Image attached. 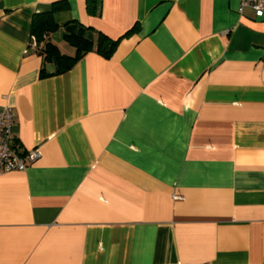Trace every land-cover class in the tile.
<instances>
[{
    "label": "crops",
    "instance_id": "1",
    "mask_svg": "<svg viewBox=\"0 0 264 264\" xmlns=\"http://www.w3.org/2000/svg\"><path fill=\"white\" fill-rule=\"evenodd\" d=\"M55 1L0 0V107L41 152L0 175V264H263L264 16L66 0L60 24L123 37L55 74L30 34ZM63 34L49 40L74 55Z\"/></svg>",
    "mask_w": 264,
    "mask_h": 264
},
{
    "label": "trees",
    "instance_id": "2",
    "mask_svg": "<svg viewBox=\"0 0 264 264\" xmlns=\"http://www.w3.org/2000/svg\"><path fill=\"white\" fill-rule=\"evenodd\" d=\"M69 7L66 0H58L51 4L48 11L34 13L30 23V34L35 38L37 46L41 52L44 63H53L56 67L55 74L63 73L71 69L75 63L88 51L94 50L105 58L111 57L118 41L96 31L91 27H85L75 21H65L59 23L55 14L67 10ZM86 10L90 15L97 14L99 10V0H86ZM64 28V39L75 48L74 55L62 53L56 45L49 40V33ZM47 38L43 39V35ZM49 75L44 66L40 70V76Z\"/></svg>",
    "mask_w": 264,
    "mask_h": 264
},
{
    "label": "built area",
    "instance_id": "3",
    "mask_svg": "<svg viewBox=\"0 0 264 264\" xmlns=\"http://www.w3.org/2000/svg\"><path fill=\"white\" fill-rule=\"evenodd\" d=\"M245 8L253 11L254 16H264V0H239L238 12ZM47 34L43 35V39ZM15 112L9 105L0 107V175L11 171H23L26 167L40 158L39 146L24 149L13 134ZM264 264V262H263Z\"/></svg>",
    "mask_w": 264,
    "mask_h": 264
},
{
    "label": "rangeland",
    "instance_id": "4",
    "mask_svg": "<svg viewBox=\"0 0 264 264\" xmlns=\"http://www.w3.org/2000/svg\"><path fill=\"white\" fill-rule=\"evenodd\" d=\"M55 17H56L57 21H62V20H59V17L57 15H55Z\"/></svg>",
    "mask_w": 264,
    "mask_h": 264
}]
</instances>
